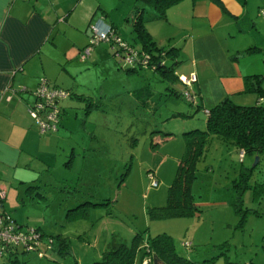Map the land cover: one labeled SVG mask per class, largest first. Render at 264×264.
<instances>
[{"label":"rangeland","instance_id":"374dc122","mask_svg":"<svg viewBox=\"0 0 264 264\" xmlns=\"http://www.w3.org/2000/svg\"><path fill=\"white\" fill-rule=\"evenodd\" d=\"M102 1L114 21L115 34L133 48L143 44L132 26V9L135 3L143 4L144 28L164 49L176 48L167 62L178 60L176 72L199 76L204 104L220 101L225 78L237 72L244 75V83L248 77L254 83L261 78V90L246 88L227 97L238 104L264 105V4L256 11L257 0H230L239 11L238 18L232 17L236 22L222 24L224 19L209 26L208 20L187 14L183 0L150 20L156 8L141 0ZM87 31L86 44L89 26ZM228 33L236 41L226 37ZM118 45L101 41L85 60L78 54L73 62L60 60L50 67L57 85L74 100L73 107L61 115L72 121L73 129L67 131V138L47 140L46 151L30 157L21 169L0 171L6 188L0 204L21 231L38 236L44 230L68 240L66 256L56 255L50 261L42 254L25 252L17 255L18 264H90L113 243L130 245L134 237L138 238L135 264H139L142 251L148 257L152 254L146 241L160 233L170 237L176 253L187 259L200 255L202 264L264 261V152L242 155L233 143L209 137L189 184V212L149 216L150 208L167 203L189 138L183 132L202 129L199 124L206 115L202 109L193 111L181 95L171 94V83L162 73L141 68L128 72L125 57L119 54L123 50L112 55ZM173 83L180 91L186 89L182 82ZM195 83L188 87L193 93ZM181 108L190 116L176 113ZM165 131L171 133L170 140L156 144L153 135L162 137ZM181 191L179 186L173 189L175 204L181 202ZM3 257L0 264H11Z\"/></svg>","mask_w":264,"mask_h":264},{"label":"crops","instance_id":"0c3cea01","mask_svg":"<svg viewBox=\"0 0 264 264\" xmlns=\"http://www.w3.org/2000/svg\"><path fill=\"white\" fill-rule=\"evenodd\" d=\"M183 1L188 4L187 14L189 12L195 18H200L203 21L204 19L208 20L209 26L220 24L224 19L222 24L235 23L236 20L232 17L238 18L239 15V11L234 10L237 5L230 0ZM263 4L264 0H260L259 3L257 0L256 11ZM105 7L102 0H0L1 173L7 167L21 169L30 157L45 152L47 140L59 141L61 137H68L67 131L73 129L74 125L70 119H64L61 115L67 112L66 109L73 107L74 100L69 99L71 94L62 99V114L58 131L49 135L39 133L36 123L28 113V108L36 101L35 89L40 78L46 77L52 84L57 85V77L49 71L50 67L57 66L56 62L60 60L64 63L73 62L82 48L87 45L86 37L83 34H87V27L91 21L95 22L100 19L114 28V21ZM153 11L147 20L156 18V12L154 9ZM230 33L226 37L236 41L234 35ZM152 39L155 41L153 37ZM155 42L161 47V44ZM243 76L235 72L225 78V85L220 95L223 94V98H225L228 94H235L246 89ZM198 82L199 76L197 75L194 89L202 106L208 109L218 103L219 100L209 102V104L203 103L204 95L201 94ZM168 140L170 139L165 140L162 144ZM20 181L25 180L21 178ZM0 189L6 191L5 185L1 183V178ZM0 202L3 200L0 199ZM0 208V212L9 213L2 204H0ZM41 231L45 233L44 230ZM262 244L264 246L263 240ZM188 257L192 258L190 255ZM200 257V255L194 256L190 260L199 263L203 261ZM7 261L9 260L7 259ZM135 261L136 257L134 264ZM218 263L225 264L221 260ZM249 263L264 264V261L256 263L251 259ZM139 264L166 263L152 249L151 256L145 258L141 256Z\"/></svg>","mask_w":264,"mask_h":264},{"label":"trees","instance_id":"16d2710c","mask_svg":"<svg viewBox=\"0 0 264 264\" xmlns=\"http://www.w3.org/2000/svg\"><path fill=\"white\" fill-rule=\"evenodd\" d=\"M141 1L142 3L150 4L158 9H155L156 18H158L164 15L163 12L166 8L179 0ZM143 9V4L140 3H137L132 9V26L136 33V37L142 41L143 45L140 48H133L132 45H129L120 39L124 43V46L118 45V47L113 49L112 55H116L120 50H123V52L119 54L125 57L124 67L128 72L141 68L162 73L164 78L171 83V85L168 86L171 94H174L175 96L181 95L184 100L192 106L193 111L202 109L206 115L205 119L202 120V123L199 124V127H202V129H199L198 127L189 128V130L183 132V134L188 135L189 138L186 140L185 150L179 161L174 182L168 189L169 195L167 197V203L165 205L152 207L148 211L151 218L185 215L189 212L190 208H192L189 184L193 181L195 175L196 160L203 153L205 141L208 140L209 137L218 136L223 141H229L236 147L242 149L243 154H245V152H255L260 156V153L264 152V105L258 102L252 105L238 104L230 100L229 97H225L212 107L206 109L198 100L195 91L192 95L186 96L184 90L180 91L173 83L175 80L180 82L178 79L179 73L175 70V64H177L178 60L175 58L171 65H168L167 63L168 60L174 56V50L176 48L171 47L169 49H164L156 44L152 39V36L143 26ZM128 57H131L129 61L126 60ZM174 73L175 75H173ZM250 78L251 77H248L246 79V88L249 90L260 91L261 87L258 83L261 78L255 83L254 81H249L248 79ZM80 97L83 98L82 96ZM84 99L86 98L84 97ZM184 109L185 108H181L180 110L182 112L176 113L183 117L190 116V111H185ZM59 110L61 115L62 109L60 105ZM60 115L57 123V130L55 132H57L60 127ZM191 120H193V117ZM192 125L195 124L192 123ZM156 132L160 133V130H156ZM170 136L171 133L165 131L163 132L162 137H160V134L153 135L152 140L160 145L165 140L170 139ZM175 186H179L182 190L179 194L181 196V202L177 204L173 202L175 196H173V189ZM78 206L79 204L71 209ZM33 229L39 230L37 227ZM148 242L150 248L153 249V251H155L166 264H202L201 262L196 263L191 261L190 259L182 257L179 253H176L173 249V243L168 235L165 236L161 233L157 234L155 237H151ZM31 244H34L35 247L27 249L25 245L21 244L18 247L8 249L4 256L7 257L11 264H18L19 259L17 255L19 253L32 252L34 254L36 253L37 257L42 254L41 256L43 258L50 261H55L56 255L63 257L70 253L67 238L60 235L53 236L40 232L39 235L31 241ZM137 247L138 238L136 237L133 238V242L130 245L126 243H113L109 248L102 252L100 259H96L90 264H134ZM146 255L147 253L142 251V258ZM74 264L78 263L74 261Z\"/></svg>","mask_w":264,"mask_h":264},{"label":"built area","instance_id":"2783aa9c","mask_svg":"<svg viewBox=\"0 0 264 264\" xmlns=\"http://www.w3.org/2000/svg\"><path fill=\"white\" fill-rule=\"evenodd\" d=\"M264 13V10L262 11ZM90 27V39L86 46L82 48L79 57L85 60L93 50L94 46L101 41L109 40L111 44L118 43L124 46V43L115 34L113 28L98 19ZM131 57L126 58L129 61ZM179 81L184 83L186 90L184 94L190 96L193 83L197 81L195 73L185 75L179 74ZM192 85V86H191ZM36 101L28 108V113L33 117L38 125L40 133L55 132L60 115L59 102L69 96V92L57 85L52 84L47 78H40L35 89ZM243 155V151L241 152ZM153 186L157 185V181L152 182ZM5 191L0 189V199H4ZM34 230V229H33ZM37 236L29 230L23 232L20 226L14 223V219L9 213L0 212V258L3 257L8 249L25 245L27 249L34 247L31 241ZM190 243H186L189 246ZM41 255V254H40Z\"/></svg>","mask_w":264,"mask_h":264},{"label":"water","instance_id":"95a60500","mask_svg":"<svg viewBox=\"0 0 264 264\" xmlns=\"http://www.w3.org/2000/svg\"><path fill=\"white\" fill-rule=\"evenodd\" d=\"M259 160V157L256 156V159H255V164L257 163V161Z\"/></svg>","mask_w":264,"mask_h":264}]
</instances>
